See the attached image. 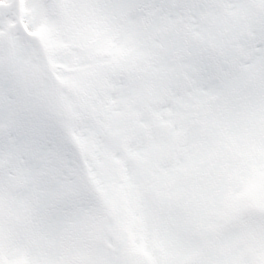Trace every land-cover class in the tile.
<instances>
[{
	"label": "snow or ice",
	"instance_id": "1",
	"mask_svg": "<svg viewBox=\"0 0 264 264\" xmlns=\"http://www.w3.org/2000/svg\"><path fill=\"white\" fill-rule=\"evenodd\" d=\"M0 264H264V0H0Z\"/></svg>",
	"mask_w": 264,
	"mask_h": 264
}]
</instances>
